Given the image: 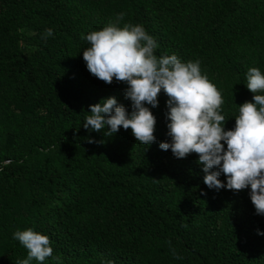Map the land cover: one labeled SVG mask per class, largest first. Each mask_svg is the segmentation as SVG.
<instances>
[{
    "label": "trees",
    "instance_id": "trees-1",
    "mask_svg": "<svg viewBox=\"0 0 264 264\" xmlns=\"http://www.w3.org/2000/svg\"><path fill=\"white\" fill-rule=\"evenodd\" d=\"M119 13L121 27L156 40L158 57L200 61L222 93L225 130L253 101L246 73H264V0H0V264L27 259L13 234L28 228L51 241L43 264H264L250 187L209 189L197 154L160 149L171 142L163 92L146 105L157 118L151 145L131 129L83 127L108 97L132 110L128 85L99 80L83 59L82 37Z\"/></svg>",
    "mask_w": 264,
    "mask_h": 264
},
{
    "label": "clouds",
    "instance_id": "clouds-1",
    "mask_svg": "<svg viewBox=\"0 0 264 264\" xmlns=\"http://www.w3.org/2000/svg\"><path fill=\"white\" fill-rule=\"evenodd\" d=\"M124 15L117 14L101 30L82 37L91 45L83 51V59L99 80L128 85L125 98L131 101L132 110L118 103L115 96L108 97L89 106L83 127L95 132L107 127L106 136L121 127L131 129L140 144L151 145L156 141L157 118L146 105L158 107L163 92L168 97L167 135L171 142H162L160 149L171 150L178 159L197 154L209 189L240 192L250 187L256 214L264 215V73L257 67L248 69L246 87L254 94V102L239 105L234 129L225 130L222 93L202 72L200 61L182 62L175 54L158 57V44L142 25L120 26ZM53 34L51 28L45 29L42 39ZM88 142L96 143L92 138ZM222 174L226 184L220 179ZM13 239L28 250L27 259L17 264L32 260L43 264L53 255L49 237L31 228L16 231ZM172 254L183 259L174 249Z\"/></svg>",
    "mask_w": 264,
    "mask_h": 264
}]
</instances>
